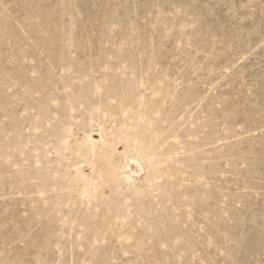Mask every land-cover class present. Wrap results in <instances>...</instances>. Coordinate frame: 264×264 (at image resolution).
I'll return each instance as SVG.
<instances>
[{
	"label": "rangeland",
	"instance_id": "1",
	"mask_svg": "<svg viewBox=\"0 0 264 264\" xmlns=\"http://www.w3.org/2000/svg\"><path fill=\"white\" fill-rule=\"evenodd\" d=\"M0 264H264V0H0Z\"/></svg>",
	"mask_w": 264,
	"mask_h": 264
},
{
	"label": "bare ground",
	"instance_id": "2",
	"mask_svg": "<svg viewBox=\"0 0 264 264\" xmlns=\"http://www.w3.org/2000/svg\"><path fill=\"white\" fill-rule=\"evenodd\" d=\"M105 93H106V92H105ZM121 94L123 95V92H122ZM125 94H126V93H125ZM122 95H121V96H122ZM122 97H123V96H122ZM125 97H126V95H125ZM125 97H124V98H125ZM124 98H123V102H124ZM127 99H128V97H127ZM153 99H154V98H153ZM130 100H131V99H130ZM130 100H129V101H130ZM151 100H152V99H151ZM154 100H155V99H154ZM148 101H150V100H148ZM148 101H147V103H148ZM143 102H144V101H143ZM152 102L154 103V101H152ZM152 102H151V104H153ZM130 103H131V102H130ZM131 104H133V103H131ZM134 104H135V103H134ZM144 104H145V103H144ZM124 105L128 106L127 103H125V102H124ZM126 106H125V107H126ZM132 106H133V105H132ZM146 106H147V105H146ZM125 107H123V109H124ZM144 107H145V106H144ZM121 108H122V107H121ZM121 108H120V110H121ZM129 108L131 109L132 107H129ZM126 109H127V108H126ZM132 109H133V108H132ZM140 111H141V109H140ZM121 112H122V110H121ZM128 112H130V110L127 109V110H126V113H128ZM132 112H133V110H132ZM144 112H145V111H144ZM134 113H135V112H134ZM136 113H137V112H136ZM121 114L123 115V113H121ZM139 114H141V112H140ZM147 114H148V113H147ZM147 114H146V115H147ZM131 115L135 116V115L132 114V113H131ZM144 115H145V113H144ZM148 116L150 117V115H148ZM148 116H147V117H148ZM147 117H146V118H147ZM155 117H156V116H155ZM124 118H125V117H124ZM144 118H145V116L143 117L142 115H139L138 117H136V121H134L135 119H133V118H132V120L135 122V123H134L135 126L140 125V126L143 127L144 125H142L141 123H144ZM129 119H131L130 116H129ZM129 119H127V120H129ZM148 119H150V118H148ZM156 119H157V118H156ZM132 120H131V121H132ZM150 120H151V119H150ZM150 120L148 121L149 125H150ZM154 120H155V119H154ZM152 121H153V119H152ZM129 122H130V120H129ZM153 122H154V121H153ZM131 123H133V122H131ZM145 123H146V126H144V129H145V127H146V128L149 127V125L147 126L148 123H147V122H145ZM145 123H144V124H145ZM127 124H128V123H127ZM153 124H154V123H153ZM132 126H134V125L132 124ZM166 126H167V125H166ZM166 126H165V128H166ZM120 127H121V126H120ZM120 127H119V128H120ZM127 127H128V126H127ZM130 128L132 129V128H134V127H130ZM135 128H136V127H135ZM135 128H134V129H135ZM131 129H130V130H131ZM136 129H137V128H136ZM136 129H135V130H136ZM139 129L141 130L142 128H139ZM149 129H150V128H149ZM155 129H156V128H155ZM152 130H153V129H151V131H152ZM158 130H159V129H158ZM168 130H169V127H168ZM168 130H167V131H168ZM143 131H144V130L142 129V131H141L142 134L144 133ZM145 131H148V130L145 129ZM151 131H149V132H151ZM155 131H156V130H155ZM159 131H161V129H160ZM161 132H162V131H161ZM164 132H166V131H164ZM168 132H169V131H168ZM137 133H138V132H137ZM151 133H152V132H151ZM151 133H150V134H151ZM156 133H157V131H156ZM138 134H139V133H138ZM153 134H154V133H153ZM158 134H159V132H158ZM133 135H137V134H135V131L132 132V131H127V130H126V131H123V133H122L120 136H118V138L121 139V140H123V141H125V143H126L125 145H127V144H130V143L132 144V137H133ZM155 135H156V138L159 137V136H157V134H155ZM162 135H163V134H162ZM162 135H161V136H162ZM164 136H165V135H164ZM135 140H136V139H135ZM161 140H162V139H161ZM115 141H116V140H115ZM188 141H189V140H188ZM94 142H96V141L92 140L90 134H88L87 137H86V143H87V145H88L91 149L94 148V145H95ZM99 142H100V141H99ZM103 142H105V141H103ZM118 142H119V141H118ZM162 142H163V141H162ZM184 142H185V141H184ZM100 143H101V142H100ZM106 143H109V144H110V142H106ZM113 143H114V142H113ZM164 143H165V142H163V145H164ZM188 143H189V142H188ZM102 144H103V143H102ZM104 144H105V143H104ZM109 144H108V145H109ZM133 144H134V143H133ZM176 144H177V143H176ZM183 144H184V143H183ZM183 144H182V147L184 146ZM110 145H111V144H110ZM110 145H109V146H110ZM114 145H115V144H114ZM187 145H188V144H187ZM106 146H107V145H105V148H106ZM135 146H136V144H135ZM89 147H88V149H90ZM107 148H108V146H107ZM107 148H106V149H107ZM110 148H113V147H110ZM110 148H108V149H110ZM114 149H115V146H114ZM102 150H103V149H102ZM110 150H111V149H110ZM110 150H109V151H110ZM112 150H113V149H112ZM175 150H176V149H175ZM109 151H107V153L104 154V155H105V158L108 160V161L105 160V161H107V163H108L109 161H111V159H112V154H113V153L111 154ZM113 151H114V150H113ZM167 151H168V150H167ZM102 152H103V151H102ZM108 152H109V153H108ZM111 152H112V151H111ZM114 152H115V151H114ZM141 152H142V151H141ZM141 152H140V153H141ZM168 152H169V151H168ZM177 152H178V150H177ZM178 153H179V152H178ZM145 154H147V153H145ZM158 154H159V153H158ZM166 154H167V153H166ZM166 154H165V155H166ZM91 155H92V154H91ZM142 155H143V154H142ZM175 155H176V154H175ZM177 155H178V154H177ZM187 155H188V154H187ZM187 155H186V157L189 156V155H188V156H187ZM168 156H169V155H168ZM170 156H171V155H170ZM190 156H191V154H190ZM190 156H189L188 158H190ZM90 157H91V156H90ZM155 157H156V156H155ZM161 157H162V156H161ZM164 157H165V156H164ZM164 157H163V158H164ZM184 157H185V156H184ZM101 158H102V157H101ZM157 158L160 159L159 156H157ZM165 158H166V157H165ZM89 159H91V158H89ZM161 159H162V158H161ZM168 159H170V157H169ZM180 159H181V158H180ZM150 160H151V159H150ZM155 160H156V159H155ZM176 160H177V159H176ZM176 160H175V161H176ZM184 160H185V159H184ZM184 160H183V161H184ZM153 161H154V159H153ZM178 161H179V160H178ZM155 162H156V161H155ZM109 163H110V162H109ZM109 163H108V166H105V167H108V168H109V172H108L107 170H105V171H107V175H102V174H101V175H102V178L99 176L98 179L101 178L99 181H95L93 184H92V182H91V184L93 185V188H94V193H92V195L95 194L96 189H98V190L100 191L101 188L103 187L102 185H104V183H107V184L113 186V185L117 182V180L119 179V176H120L119 173H117V176H118V177H116V170L114 169V166L111 165L112 163H111V164H109ZM174 163H175V162H174ZM153 164L155 165L154 162H153ZM156 164H157V163H156ZM93 165H95V164H93ZM99 165H100V164H99ZM172 165H173V164H172ZM174 165H175V164H174ZM174 165H173V166H174ZM173 166H172V167H173ZM175 166H176V165H175ZM92 167H93V166H92ZM92 167H91V169H92ZM116 167H117V166H116ZM117 168H118V167H117ZM177 168H178V167H177ZM177 168H176V169H177ZM179 168H180V167H179ZM76 169H77V168H76ZM118 169H119V168H118ZM153 169H154V168H153ZM155 169H156V168H155ZM173 169H174V167H173ZM156 170H157V169H156ZM174 170H175V169H174ZM178 170H179V169H178ZM77 171H78V170H77ZM93 171H94V170H93ZM105 171H103V172H105ZM134 171H135V173H140L141 171H143V168H142V166H141L139 163H137L136 166H135V170H134ZM78 172H79V171H78ZM117 172H118V171H117ZM176 172H177V171H176ZM101 173H102V172H101ZM103 174H104V173H103ZM105 174H106V172H105ZM122 174H123V173H122ZM178 174H180V173H178ZM138 175H139V174H138ZM80 176H81V175H80ZM80 176H79V177H80ZM81 177H82V176H81ZM123 178L126 180V182H129V181L131 180L130 176L127 175V174H123ZM76 180L80 182V179H79V180L76 179ZM83 180H84V179H83ZM77 181H75V182H77ZM93 181H94V180H93ZM119 181H120V179H119ZM79 182H77V183H79ZM83 182H84V181H83ZM83 182H82V183H83ZM80 183H81V182H80ZM82 183H81V185H82ZM84 183H87V182H84ZM106 186H107V185H106ZM129 188H130V187H129ZM134 188H135V187H134ZM136 189H137V188H136ZM101 191H102V190H101ZM114 191H115V190H114ZM129 191H130V189H129ZM131 193H132V191H131ZM135 194H136V193H135ZM119 212H120V211H119Z\"/></svg>",
	"mask_w": 264,
	"mask_h": 264
}]
</instances>
